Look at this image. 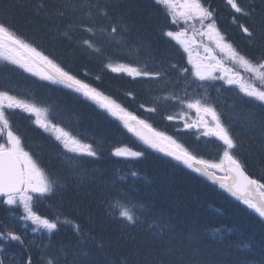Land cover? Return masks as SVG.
Here are the masks:
<instances>
[{"label":"trees","instance_id":"16d2710c","mask_svg":"<svg viewBox=\"0 0 264 264\" xmlns=\"http://www.w3.org/2000/svg\"><path fill=\"white\" fill-rule=\"evenodd\" d=\"M54 2L0 0V20L156 130L199 158L216 162L223 154L222 142L184 129L183 119L195 120V114L186 112L178 100L166 99L201 98L216 110L236 139L235 154L247 172L253 177L264 175V103L245 96L223 79L196 80L188 52L164 34L179 30L164 6L155 0H102L109 4L108 15L99 16L92 9L87 20L95 29L91 35L75 26L69 28L71 14L63 20L52 19L46 16L47 8H39L41 3ZM202 2L216 10L218 27L234 47L253 58L259 54L233 23L234 13L225 0ZM240 22H244L242 17ZM113 26L118 28L115 34H111ZM195 29L198 33L199 23ZM81 37L91 38L101 51L82 46ZM216 55L223 56L219 50ZM109 64L147 68L161 72L162 78L133 80L126 73L112 72ZM173 64L178 67L173 69ZM224 64L243 72L249 81L250 74L238 65L228 59ZM182 68L188 72L182 74ZM0 91L35 104L49 121L98 153L89 157L69 152L55 138L56 133L36 124L34 114L6 109L25 150L57 180L55 194L37 199L34 211L58 219L59 227L53 233L39 229L34 244L6 218L19 209L1 206L0 229L21 235L24 244L7 241L0 248L13 250L24 264L29 258L32 264H47L53 258L58 264H264V219L204 175L145 145L99 105L10 62H0ZM152 107L157 111L148 112ZM169 115L175 118L166 119ZM117 148L143 155L116 156ZM101 162L103 167L98 165ZM118 205L133 208L137 217L134 226L113 211ZM161 224H165L163 231Z\"/></svg>","mask_w":264,"mask_h":264},{"label":"snow or ice","instance_id":"6c2138e0","mask_svg":"<svg viewBox=\"0 0 264 264\" xmlns=\"http://www.w3.org/2000/svg\"><path fill=\"white\" fill-rule=\"evenodd\" d=\"M155 2L167 9L172 24H178L180 21L185 24L191 23L194 35L198 34L202 38H207L215 46V48L205 46L206 60L198 62L192 59L187 40L182 39V37H187V29L180 32L167 31L164 33L166 36L177 40L178 43L184 46V50L189 53L192 75L196 80L223 79L230 85L239 83L240 90L245 96L264 103V0H259V7H257V0H247V3H241L240 0H225V4L234 13L233 23L237 24L249 44L254 45L259 50V54L254 58L247 53H241L228 41L225 34L218 27L216 10L211 6H205L202 0H155ZM39 8L41 10L47 8L46 16L52 19L63 20L71 14L72 20L69 28L75 26L84 33L95 35V29L89 26L87 20L91 19L92 9H95L99 16L106 17L109 4L102 2V0H55L50 5L41 3ZM84 8L88 10L82 11ZM77 13L81 15H77ZM241 17L244 22H240ZM196 23L200 25L198 33L195 29ZM102 31L104 30L102 29ZM117 31L118 28L113 26L111 34H115ZM64 34L69 40L72 39L69 32ZM79 42L82 46H86L95 52L101 51V49L95 47L91 38L81 37ZM193 42L195 41L193 40ZM217 49L228 60L242 68L245 73L250 74L247 83H241L243 77L236 72H233L231 77L213 75L217 71L231 72V69H227L223 61L214 54ZM22 54L26 55L22 57ZM0 59L18 65L25 72L39 75L43 80L63 85L79 93L85 99L99 105L112 117L120 120L124 128L145 145L172 157L195 172L211 178L214 175V170L226 169L230 176V182H221V187L237 196L249 209H252L260 218L264 219V182H262L264 181V175L253 177L247 172L244 162L235 154L238 147L236 139L229 128L222 123L216 110L211 105L204 103L202 99L166 97V99L174 98L186 108L195 109L197 113L202 111L205 116L211 117L214 127L210 131H206L204 135H213L222 142L224 150L218 163L199 158L177 143L171 136L156 130L146 120L140 119L128 111L115 99L79 79L71 70L58 63L55 58L46 55L44 51L34 46L26 38L18 35L12 26L4 20H0ZM107 67L115 73H126L133 80L137 78L145 80L162 78L161 72L150 71L147 68L125 64L119 66L109 64ZM171 67L175 69L178 66L173 64ZM35 69H39V71L37 72ZM187 72V68L181 69L182 74ZM257 82H259V85ZM128 95L134 97L131 92ZM140 107L143 108L144 105L141 104ZM6 109H22L25 112L34 114L37 117L36 124L45 131L56 133L55 138L61 141L64 148L69 152L89 157H95L98 153L92 145L84 144L80 140L71 137L59 125L49 121L46 115L41 118L42 110L35 104L22 102L7 91H0V141H2L0 142V198H2L4 205L22 207L23 215L19 217V220L24 223L25 228L28 226L26 222L30 221L33 232L43 229L48 233H53L59 227L58 219L52 220L37 214L34 211V202L39 198L55 194L57 180L51 179L42 169L40 162L25 150L22 138L13 131ZM147 111L151 113L156 112L157 109L152 107L148 108ZM174 118L173 115L166 117L168 120ZM201 122L206 123L203 117ZM195 126L194 124H185L187 128ZM113 154L132 157L143 155L142 152L120 148H117ZM113 211L118 212L119 217L129 224L134 226L137 223V217L133 210L118 205L113 208ZM159 227L163 231L165 224H161ZM76 231L79 233V225H76ZM7 241L24 244L21 235L8 229H0V247H3L4 242ZM26 264H32L31 258L27 260ZM47 264H58V261L55 258L49 259ZM125 264H127L126 261Z\"/></svg>","mask_w":264,"mask_h":264},{"label":"rangeland","instance_id":"374dc122","mask_svg":"<svg viewBox=\"0 0 264 264\" xmlns=\"http://www.w3.org/2000/svg\"><path fill=\"white\" fill-rule=\"evenodd\" d=\"M177 28L179 30L175 31V32H180L184 29H187V37H182V39H186L187 42H188V47L190 48L191 50V56H192V59L193 60H196V61H204L206 60V53L204 52V47L205 46H208V47H211V48H215V46L213 44H211L207 38H202L198 35V39H197V35L193 33V29H192V25L191 23L189 24H185L183 21H180L178 24H177ZM198 28V27H197ZM193 40L195 42H193ZM177 41V40H176ZM183 46V45H182ZM184 47V46H183ZM218 50V49H217ZM214 52V54L216 55V51ZM220 53V52H219ZM189 54V53H188ZM23 55H26V54H22V57ZM218 59L222 60L223 61V64H224V61L226 59H228L226 56H218L216 55ZM200 57V58H199ZM196 58H199V59H196ZM0 62H8V61H5L3 59H0ZM224 66L227 68V69H231V72H223V71H217V72H214L213 75L214 76H229L231 77L232 73L233 72H236V73H239L241 77H243V80L241 81V83H247L248 82V79L246 78L245 74H243V72H237L235 69L229 67L228 65L224 64ZM35 71H39V69H35ZM191 72H192V69H191ZM39 76V75H38ZM225 82V80H224ZM225 84H227L225 82ZM230 85V84H229ZM232 85V84H231ZM237 87L240 88V84L237 83V84H233ZM188 99H195L194 97H190ZM197 99H201V98H197ZM164 103V102H163ZM184 106V105H183ZM166 107H168L166 105ZM185 107V106H184ZM185 110L186 112H190V113H193L195 114V117L196 119L195 120H191V119H183V121L185 122V124H194L196 125L195 127H192V128H187V127H184V129L186 130H193L196 131V133L199 135V134H204L206 131H210L211 128L214 127V123L212 122V119H209V118H205L203 117V113H197V111L195 109H188L185 107ZM192 117V116H191ZM204 118V121L206 123H202L201 122V118ZM37 118V117H36ZM41 118H44V115L42 113V116ZM194 118V117H192ZM210 120V121H209ZM211 122V123H210ZM196 129V130H195ZM210 138H215L217 139L215 136L213 135H208ZM6 138V137H5ZM125 150H128V149H125ZM221 159V158H220ZM220 159L218 161H216L217 163L220 161ZM217 173L219 174H222V175H226L227 174V170L226 169H223V170H217ZM1 206L2 207H6V208H18L19 209V212L18 211H15L14 215L12 214H9L7 215V220L15 225V227L20 231V233L23 235V237H25L27 240H29L31 243L34 244V242H36L37 240V233H38V230L36 232H33L32 231V225H31V222H26L27 223V228L24 227V223L21 222L19 220V217L21 215H23V209L22 207L20 206H13V207H9L7 205H4L2 203V199H0V209H1ZM127 208L129 210H133L132 207H128ZM8 214V213H7ZM13 250H3L2 248H0V260L1 262L4 261V264H24L22 262V259H20L19 255L15 252H12Z\"/></svg>","mask_w":264,"mask_h":264},{"label":"water","instance_id":"95a60500","mask_svg":"<svg viewBox=\"0 0 264 264\" xmlns=\"http://www.w3.org/2000/svg\"><path fill=\"white\" fill-rule=\"evenodd\" d=\"M120 121V120H119ZM121 122V121H120ZM156 150V149H155ZM159 152V151H158ZM162 153V152H160ZM164 154V153H162ZM165 155V154H164ZM170 157V156H169ZM208 177L209 179L213 180L214 183L218 184L221 186V182H230V176L228 174V176H223V175H216L214 173V175L210 178L209 176H206Z\"/></svg>","mask_w":264,"mask_h":264},{"label":"bare ground","instance_id":"6f19581e","mask_svg":"<svg viewBox=\"0 0 264 264\" xmlns=\"http://www.w3.org/2000/svg\"><path fill=\"white\" fill-rule=\"evenodd\" d=\"M55 153H56L57 155H60V153H59L58 151H56V150H55ZM98 165L101 166V167H103V163H102V162L99 163ZM91 167L94 168V166H91Z\"/></svg>","mask_w":264,"mask_h":264}]
</instances>
